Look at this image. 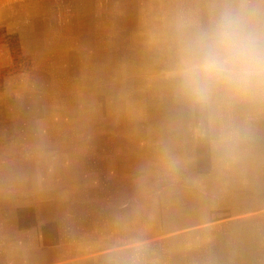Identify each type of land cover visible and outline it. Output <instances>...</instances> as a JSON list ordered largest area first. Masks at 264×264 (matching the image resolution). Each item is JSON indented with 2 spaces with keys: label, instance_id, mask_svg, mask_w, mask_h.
I'll return each instance as SVG.
<instances>
[{
  "label": "crops",
  "instance_id": "0c3cea01",
  "mask_svg": "<svg viewBox=\"0 0 264 264\" xmlns=\"http://www.w3.org/2000/svg\"><path fill=\"white\" fill-rule=\"evenodd\" d=\"M193 3L196 5L191 6V10L207 14L204 21H196L190 25L218 26L225 18H230L239 23L242 31L255 40L258 50L264 54V0H194ZM205 30L206 33L208 29ZM194 42L213 44L214 40L209 35L205 40ZM225 77L221 78L225 80ZM249 79L245 82L228 79L212 86H206L205 83L198 85L190 94L191 97L187 96V100L175 107L180 110L179 118H167L163 122L147 126L144 123L143 137L140 138L141 141H137L138 146H135L140 148L139 143L142 142L145 155H172L190 160L202 157L208 163L209 158L220 157L224 166L215 168L213 174L228 181L234 180L233 175H237L239 188L254 187L257 191L245 192L246 196L241 199L206 200L207 205L200 203L203 208L197 206L199 199L186 200L180 204V200L151 201L148 198L145 203H141L142 208L128 204L126 212L129 217L123 216L120 221L105 219V224L102 223L103 217L107 218L111 213L101 205L106 200H30L31 206H34V214H31L30 227L26 224V228L21 223L19 225L14 213L6 212L4 204L7 201L0 200V204H3L0 213V264H119L120 260L124 263L125 260L121 258L125 257V253L121 250L104 256L114 257L115 260L103 261L105 246L119 244L116 239H110L111 230L121 236V243H127L131 238H144L158 233L155 231L181 227L187 228L185 233L189 234L186 239L189 252L169 254L166 257L168 264H264V74L253 75ZM57 128L69 132V125L59 124ZM130 129L132 131V127ZM156 130L158 132H154ZM51 132L52 128L49 126V134ZM70 135L72 134L68 133ZM125 137L127 141L134 139L130 130L129 133L125 132ZM208 166L207 170H211L210 165ZM189 169L191 172L196 171ZM186 177L191 178L187 174ZM159 186L156 188H160ZM180 188L196 195H207V192H200L198 185L196 188L199 192L193 191L188 185ZM166 190L154 194L164 193ZM14 203L18 207L26 204L25 200H15ZM221 203L225 210L220 215H230L208 217L218 214L211 209ZM251 203L256 206L255 209L237 211L235 204ZM203 209L211 211L199 215L198 211ZM143 210L164 213L151 216L146 212H139ZM154 218L158 220L157 224L147 223ZM222 219L228 220L202 225L210 220ZM6 221L10 223L7 230ZM23 234L30 238L27 245H22ZM177 240L176 236H168L150 241L147 245L158 246L159 243L170 244ZM25 252L32 253L30 258L22 255Z\"/></svg>",
  "mask_w": 264,
  "mask_h": 264
},
{
  "label": "bare ground",
  "instance_id": "6f19581e",
  "mask_svg": "<svg viewBox=\"0 0 264 264\" xmlns=\"http://www.w3.org/2000/svg\"><path fill=\"white\" fill-rule=\"evenodd\" d=\"M141 1L142 0H138V2ZM149 1L151 2L152 6L155 7L150 12L149 10L146 12L144 11L142 13L144 14V16H142L141 14L136 17L132 22L134 24L131 25L129 29H125L123 33L125 36L124 42L129 41L130 38L132 43L131 45H128V43L125 44L124 42L117 46L113 45L110 39H108L107 37V31H109V28L103 29V35L107 37V43H103L104 47H102V45L100 47H97V45L95 44V47L98 49L93 55L95 67L89 74H87V76H84V82L83 84L78 86V92H75L73 95L69 94L67 97H62V95H59L51 100L52 103L61 110L60 114L56 113L58 117L56 120L57 123L50 122L51 117H53L52 115L55 114L54 111L47 110L45 111V113H43V115H45L46 117V124L52 128V132L48 135L52 139L53 144L57 143L56 146L59 147L58 151L65 150L64 146H66V143H73L72 141H74V137L78 135H80L81 137H85L86 141L84 142L92 143L93 145H95L96 149L97 144L103 145L104 138L106 136L105 133L110 132V130L105 127H102L96 132L92 131L91 125L96 127L99 122H103H97L99 120V115H105L104 113H109L107 114L108 117H116L117 120L124 119L129 121L130 126L133 130L132 136L134 139L128 140L126 142V146H120L121 149H125V152L118 153V156H120L121 158L124 157L123 159L126 160L127 170L125 171L123 168H119L116 162H110L108 165L110 169L116 171V175L109 179V181L112 182V186L116 188L111 189V195L117 193L119 194V196L127 195L140 198L147 192L148 195L151 194V196L148 197L151 201L199 199L200 202L197 206L203 208L200 203L203 204L204 202V204L206 203L207 205L206 200L241 199L243 198V196H246L247 192L254 193L255 191H257V189H255L254 187L250 189H243L238 187V180L236 179L237 175H233L235 178L234 180L228 181L213 174L214 171H216L214 170L215 168L218 169L219 167L222 168L224 166L223 160L220 157L209 158L208 163L206 159L202 157H197L196 159L192 158L190 160L189 158L187 159V157H175L172 155L168 157L160 155H145L143 153L142 144L140 145L141 149L135 146L137 145L136 143H138L137 141L143 137V129L141 130V128L139 127L144 123L147 126L150 124L163 122L167 118H169V120L179 118L180 114L178 113H180V110H176L175 107L179 105L180 102L187 100V96L191 97L190 94L193 93L198 85L205 83L206 86H212L220 84L221 81L230 79L228 77H225L226 79L223 80L222 78L224 76H218L212 73H208L203 68L205 54L208 52L212 44L207 42H194L195 40L202 41L203 39L205 40L206 37H209V34L200 35L205 34L206 30L204 28L199 29L195 28V26L193 25H190L191 23L196 21H204L207 14L205 12H194V10H191L193 5H196V3H193L194 0ZM196 1L198 0H195V2ZM81 3L82 5L85 4L82 7L83 9L81 10L85 11L82 12L83 20L87 21L88 24H92L93 19H91V14L90 16H88L89 14L87 13L90 12L89 8H91V0H81ZM136 6L123 5L121 7L117 3V5H115V8L118 11V14L115 13V15L125 18L130 13L131 16L134 17V9L136 8ZM135 27H137V32L135 30H132ZM113 36H116V34H113ZM127 52L132 53L131 56L129 55L130 57L126 56ZM102 76H105L110 80L107 84L98 86L99 82L102 80ZM75 85L76 82L72 80V78L67 77V75H65L61 69L53 73L51 79L49 80V89L52 90L57 89L66 92L71 90ZM249 85L251 86V84ZM46 96L41 99L45 100ZM65 99L67 101H65ZM74 100L85 101L90 104L92 103V105H95V108H92V111H90L89 113V117L85 118L84 120V125L79 127L80 130L78 129L77 131H75V134H72L73 136H68L67 131L62 130L56 133H63L65 135L66 141H62L60 137L55 140V137L53 135L55 132L53 131V128L60 124L59 117L65 114H67L68 116L70 115L69 108L66 109V107L71 105ZM20 110L22 111H18L19 113H21V115L18 114L19 116L16 115L17 112L12 115L6 114V117L8 116L7 119L12 121L13 123L17 122V124L19 125H23L25 123L23 127H19L22 129L21 131H23L20 134V137L29 139L30 143L46 142L47 140H38V137H36V133L34 134L32 132V124L27 121L25 122V116L28 113L33 114L34 111L31 108L26 107ZM226 112L227 111H225V113ZM15 115L16 117H14ZM197 115L198 114H196V116ZM64 122L63 125H69V121L66 123ZM17 126L18 125L13 124V128L15 131L17 130ZM154 132H158V130ZM132 140H134L135 143ZM113 142L114 143L108 144L106 146H109L110 148L112 146L115 149L116 140L114 139ZM47 143L49 144V142ZM83 145L84 144L82 143V145H79L78 147L82 149ZM80 149L77 148V152ZM80 151L81 153H83L85 152V149H82ZM46 157L48 156H44V158L43 156H41L39 161L37 160L35 164L17 161L13 162L10 167L9 164L2 165L0 167V181L3 182L6 186L19 188L25 191H36V187H38L39 189L48 187V190L46 191L44 189L38 190L36 192V196L44 197L45 195L49 194L51 200H54L52 198L54 196L59 197V200H65L69 197L70 192L73 193L72 191L76 188H80L82 184H78V182H71V180L75 181L76 176L74 174L80 171L82 161L78 158H70L69 155H63L61 153H56L55 156L51 155L49 159ZM64 160H67L68 163L65 164ZM99 163L101 167H105L103 166V163L107 164V160L106 162H103L101 160ZM45 164H49L48 174H45L43 172ZM208 165H210L211 170H207L209 169ZM11 167L14 169L11 170ZM194 167H197L196 171H194V173L196 174V178L187 179L186 174L191 171L189 168H192L193 170ZM95 173H93L92 175L95 176ZM124 173H126V175ZM42 176H44V178H42ZM55 176H57L59 180L54 186L55 194H53V192L49 193V184L55 182ZM88 183L89 182L87 181H83V187H86ZM161 183H180L184 187L185 185L187 186L196 184L198 185V188L200 190L207 192V195H196L194 192L189 193L186 190L181 189L180 186L178 187L176 185H172V187L167 189L164 193L154 194L155 190L158 189L156 188V186L161 185ZM97 193L98 194L95 196L99 195L98 200H101V196L98 191ZM12 194L13 193H11V195ZM14 195L16 197L22 196L21 194L16 193ZM211 195L214 197V199H211ZM95 200H97L96 197ZM14 201L15 200L10 202L9 204H4V206L7 205L5 209L9 210L17 216L19 225L21 223V226H25V228L28 225L30 227V223L32 222L31 214H34V206H31V204H29V206H25L28 203H24L18 207L17 204L15 205ZM235 205L238 208L237 211H246L249 210V208L255 209L256 207L253 203H251L250 205ZM184 206L190 207L189 205ZM2 207L3 204H0V213H2ZM211 210L213 213L221 214L225 209H223V205L221 203V205L213 206ZM211 210L203 209L199 210L198 213L199 215H202L203 213H210ZM139 212H146L151 216H158L159 214L164 213L163 211L150 212L145 210ZM157 222L158 220L156 218L147 221V223H150L151 225L157 224ZM29 240L30 238H27V236L24 235L22 245H27L29 243ZM30 254H28V252L22 253V255L26 258H30Z\"/></svg>",
  "mask_w": 264,
  "mask_h": 264
},
{
  "label": "rangeland",
  "instance_id": "374dc122",
  "mask_svg": "<svg viewBox=\"0 0 264 264\" xmlns=\"http://www.w3.org/2000/svg\"><path fill=\"white\" fill-rule=\"evenodd\" d=\"M117 3L121 7L123 5H137L134 9L135 16H131L130 13L125 18L115 15V13L118 14L115 8ZM150 4L151 2L149 0H142L141 2H138V0H91L90 12L87 13L89 14L88 16L91 14V19H93V21L92 24H88L87 21L82 18V12L85 11L81 10L85 4L82 5L81 0H0V167L4 164H9L10 167L13 162L17 161L35 164L37 160L39 161L41 156H43V158L44 156H48L46 158L49 159L51 155L55 156L56 153L69 155V157L73 159H80L82 161L80 166L82 169L80 168V171L76 173L77 175L74 174L76 176L75 181H72L71 178L70 180L73 183L78 182V184H82L80 188L73 190V193L70 192L69 197L65 200H95V197L98 200L99 195L95 196L98 194L97 191L101 196V200H115L112 202L103 201L101 204L103 209H106L107 212H111L108 214L107 218L103 217V224L106 223L105 219L120 221L125 217H129L126 212V206H128V204H134V206L140 208V206H143L141 203H145L146 199L151 196V194L148 195L147 192L140 198L127 195L119 196L117 193L111 195V189L116 188L112 186V182L109 181V179L116 175V171L110 169L108 165L110 162H116L119 168H123L125 171L127 170L126 160L123 159L124 157L121 158L118 156V153L125 152V149H121L120 147L127 145V139L126 137L124 138L125 132L129 133L130 130V132L133 133V130L131 131L130 129V122L124 119L117 120L116 117H108L107 114L109 113H104L105 115L98 114L99 120L97 122H103H99L96 127L91 125L92 131L96 132L102 127L110 130V132L105 133L106 136L103 145L97 144V148L95 149V145L84 142L86 141L85 137L78 135L74 137L73 143H66V146H64L65 150H62L65 152H62L58 151L59 147L56 146L57 143L53 144L52 139L48 135L49 126L45 122L46 117L43 113L47 110L54 111L55 114L52 115L54 118L51 117L50 122H56L58 118L56 113L60 114L61 110L58 109L51 100L59 95L67 97L69 94L73 95L75 92H78V86L83 84L84 76H87L95 67L93 55L98 50L95 44L97 47L101 45L104 47L103 43H107V37L115 46L122 44L125 41V36L123 34L125 29H129V27L134 24L132 23L133 20L144 11L146 12L149 10L150 12L155 7ZM142 16H144V14H142ZM219 27L220 25L195 26V28L199 29H208L206 33L212 36V40H215ZM104 28H109L107 37L103 35ZM136 29L137 27L132 30L137 32ZM206 33L200 35H207ZM113 34H116V36H113ZM124 43H128V45L132 44L130 38L129 41ZM131 54V52H127L126 56L130 57ZM59 69H61L67 77L72 78V80L76 82V85L73 86L71 90L64 92L62 90L49 89V80L53 73L57 72ZM101 78L102 80L99 82L98 86L107 84L110 80L105 76ZM45 96V100L41 99ZM65 101L67 100L65 99ZM25 107L31 108L34 111L33 114L28 113L25 116V122L27 121L32 124V132L34 134L36 133L38 140H47L46 142L30 143L29 139L20 137L23 131H21L22 129L19 127H23L25 123L19 125L17 122L13 123L7 119L8 116L6 117V114L12 115L17 112L16 115L19 116L21 113L18 111H22L20 109ZM67 108H69L70 115H62L59 117V121L60 124H63L64 120V123L69 121L68 133L75 134V131L84 125L85 118L89 117V113L92 111V108H95V105L85 101L74 100L66 109ZM16 115L14 117H16ZM29 119L33 120L30 121ZM13 124L18 125L16 131L13 128ZM143 128L144 126L142 125L141 130ZM53 131L55 132L53 134L55 140L60 137L62 141H66L63 133H56L60 131L57 126L53 128ZM114 139L116 140L115 149L112 146V149L109 146L107 147L106 145L114 143ZM47 142H49V144ZM82 143L84 144L82 149H85L83 153L80 151L82 149L78 147L82 145ZM139 144H142V142ZM77 148L80 149L78 152ZM101 160L103 162L107 160V164L103 163L105 167L99 165ZM64 163L66 164L68 161L64 160ZM10 169L12 170L14 168L11 167ZM193 170H196V168H193ZM43 172L45 174L49 173V164L44 165ZM93 173H95V176L92 175ZM124 174L126 175V173ZM187 176L191 177V179L196 178V174L191 171L187 173ZM42 178H44V176H42ZM58 180L59 178L55 176V182L49 184V193L53 192V194H55L54 186ZM83 181L89 182L86 187H83ZM172 185L178 187L182 186L180 183H163L154 193L165 191ZM188 187H191V189L193 188L195 192L197 190L196 184L188 185ZM42 189L46 191L48 187L40 189L36 187V191H25L19 188L6 186L0 181V200H6L7 204L13 200H25V202L28 203L25 206H29L30 200H51L49 194L44 197L36 196V192ZM200 192L202 191L200 190ZM11 193L13 194L11 195ZM15 193L21 194L22 196L16 197L14 195ZM52 198L54 200H59V197L54 196ZM179 202L180 204L185 203L186 200H180ZM6 212L9 213V210H6ZM226 215L214 214L208 217ZM6 218H8V216H6ZM222 220L225 221L228 219ZM222 220H210L202 225L217 224ZM1 223L3 224V222ZM9 224L10 223L6 221L7 227H5V230L9 229ZM186 230L187 228L182 227L167 231L163 229L155 231L158 233L144 238H131L127 243H121V236L112 233L113 230H111L110 239H116L119 244L117 246H105L106 249L102 252L103 261L106 259L115 260L114 257L104 256L112 251L121 250L125 253V257L121 258L125 260V262L123 263L120 260L121 262L119 261V264H168L166 257L169 256V254L177 255V253L181 251L189 252V246L186 242L187 235L189 234L185 233ZM168 236H176L178 240L170 244L159 243L160 245L155 247L153 245H147L150 241L158 238L164 239ZM112 264L115 263L113 262Z\"/></svg>",
  "mask_w": 264,
  "mask_h": 264
},
{
  "label": "clouds",
  "instance_id": "9594fccd",
  "mask_svg": "<svg viewBox=\"0 0 264 264\" xmlns=\"http://www.w3.org/2000/svg\"><path fill=\"white\" fill-rule=\"evenodd\" d=\"M203 68L208 73L245 82L253 75L264 74V54L237 21L225 18L205 54Z\"/></svg>",
  "mask_w": 264,
  "mask_h": 264
}]
</instances>
